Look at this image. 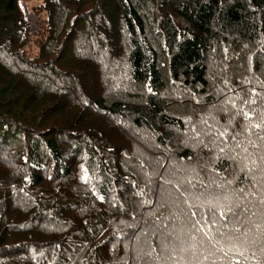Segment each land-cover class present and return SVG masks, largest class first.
Wrapping results in <instances>:
<instances>
[{
    "label": "trees",
    "instance_id": "16d2710c",
    "mask_svg": "<svg viewBox=\"0 0 264 264\" xmlns=\"http://www.w3.org/2000/svg\"><path fill=\"white\" fill-rule=\"evenodd\" d=\"M33 11L0 0V264H264V0Z\"/></svg>",
    "mask_w": 264,
    "mask_h": 264
},
{
    "label": "rangeland",
    "instance_id": "374dc122",
    "mask_svg": "<svg viewBox=\"0 0 264 264\" xmlns=\"http://www.w3.org/2000/svg\"><path fill=\"white\" fill-rule=\"evenodd\" d=\"M21 2L23 4V6L26 7V9H28L30 27L34 26L36 28L37 27L39 28V23H38V22H40L39 17L44 18L46 15V11H41L40 13H36L33 10L35 7L39 6V4L42 2V0H21ZM40 26H42V23H40ZM38 36H39L38 34H35V36L32 37V42L28 46V48L30 50L29 53L36 54V52L38 51V45L35 41Z\"/></svg>",
    "mask_w": 264,
    "mask_h": 264
},
{
    "label": "built area",
    "instance_id": "2783aa9c",
    "mask_svg": "<svg viewBox=\"0 0 264 264\" xmlns=\"http://www.w3.org/2000/svg\"><path fill=\"white\" fill-rule=\"evenodd\" d=\"M31 27H32L33 29H37V28H38V27L36 28V27H34V26H31Z\"/></svg>",
    "mask_w": 264,
    "mask_h": 264
},
{
    "label": "snow or ice",
    "instance_id": "6c2138e0",
    "mask_svg": "<svg viewBox=\"0 0 264 264\" xmlns=\"http://www.w3.org/2000/svg\"><path fill=\"white\" fill-rule=\"evenodd\" d=\"M193 215H195V213H193Z\"/></svg>",
    "mask_w": 264,
    "mask_h": 264
}]
</instances>
